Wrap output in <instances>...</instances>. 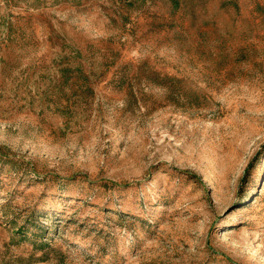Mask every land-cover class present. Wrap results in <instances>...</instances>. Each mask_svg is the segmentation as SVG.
<instances>
[{
  "label": "rangeland",
  "instance_id": "1",
  "mask_svg": "<svg viewBox=\"0 0 264 264\" xmlns=\"http://www.w3.org/2000/svg\"><path fill=\"white\" fill-rule=\"evenodd\" d=\"M0 264H264V0H0Z\"/></svg>",
  "mask_w": 264,
  "mask_h": 264
},
{
  "label": "trees",
  "instance_id": "2",
  "mask_svg": "<svg viewBox=\"0 0 264 264\" xmlns=\"http://www.w3.org/2000/svg\"><path fill=\"white\" fill-rule=\"evenodd\" d=\"M174 3L176 4L177 2H176V1H174Z\"/></svg>",
  "mask_w": 264,
  "mask_h": 264
}]
</instances>
